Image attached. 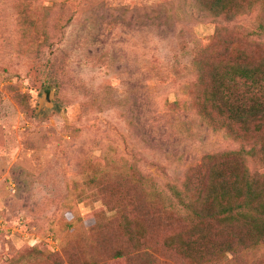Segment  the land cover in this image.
I'll use <instances>...</instances> for the list:
<instances>
[{
    "label": "rangeland",
    "instance_id": "1",
    "mask_svg": "<svg viewBox=\"0 0 264 264\" xmlns=\"http://www.w3.org/2000/svg\"><path fill=\"white\" fill-rule=\"evenodd\" d=\"M23 1L0 0V264L32 248L80 250L73 238L81 229L70 232L106 208L88 199L70 200L67 209L69 198L75 187L91 192L93 180H119L122 159L152 174L169 195L167 185L179 184L203 155L238 148L223 130L165 104L177 98L180 82L194 79L192 50L217 27L257 29L256 11L230 21L192 20L194 0H27L34 18L47 13L48 41L36 55L22 44ZM232 41L236 56H264V35ZM173 66L183 70L180 79L171 77ZM155 72L168 78L157 81ZM145 250L154 256L145 264H176ZM86 255L72 262L127 264L91 247ZM258 258L264 263V254ZM51 263L45 255L31 264Z\"/></svg>",
    "mask_w": 264,
    "mask_h": 264
},
{
    "label": "trees",
    "instance_id": "2",
    "mask_svg": "<svg viewBox=\"0 0 264 264\" xmlns=\"http://www.w3.org/2000/svg\"><path fill=\"white\" fill-rule=\"evenodd\" d=\"M194 1L192 20L230 21L256 11L257 29L217 27L204 47L192 50L194 79L180 82L177 98L165 105L169 112L193 113L212 130H223L239 147L203 155L179 184L167 185L169 195L161 192L152 174L135 162L120 160L119 180H93L91 192L75 187V197L69 198L67 209L72 207L70 200L93 199L109 212H99L90 224L70 232L75 237L81 229V238H73L80 250L32 248L8 264H31L45 255L51 264H74L75 258L87 257L89 247L113 259L125 258L127 264L149 263L148 257L154 256L145 249L164 253L176 264H218L228 254L232 264H264L258 258L264 254V56L251 61L230 52L232 40L239 36L264 35V0ZM28 3L24 0L19 12L21 39L26 53L38 55L48 41L43 28L47 13L34 18ZM235 33L239 36L231 40ZM182 71L173 66L171 77L180 79ZM155 77L166 80L168 72H155ZM103 90L110 98V88Z\"/></svg>",
    "mask_w": 264,
    "mask_h": 264
},
{
    "label": "water",
    "instance_id": "3",
    "mask_svg": "<svg viewBox=\"0 0 264 264\" xmlns=\"http://www.w3.org/2000/svg\"><path fill=\"white\" fill-rule=\"evenodd\" d=\"M49 92H50L49 89H45V90H44V93H45L47 99H48Z\"/></svg>",
    "mask_w": 264,
    "mask_h": 264
}]
</instances>
